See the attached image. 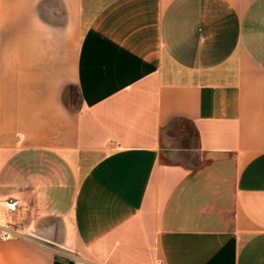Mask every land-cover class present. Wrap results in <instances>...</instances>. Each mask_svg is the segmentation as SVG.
Segmentation results:
<instances>
[{
    "label": "crops",
    "instance_id": "0c3cea01",
    "mask_svg": "<svg viewBox=\"0 0 264 264\" xmlns=\"http://www.w3.org/2000/svg\"><path fill=\"white\" fill-rule=\"evenodd\" d=\"M0 223V264H264V0H0Z\"/></svg>",
    "mask_w": 264,
    "mask_h": 264
},
{
    "label": "built area",
    "instance_id": "2783aa9c",
    "mask_svg": "<svg viewBox=\"0 0 264 264\" xmlns=\"http://www.w3.org/2000/svg\"><path fill=\"white\" fill-rule=\"evenodd\" d=\"M5 207L9 211H14L16 203L11 199H8L5 203ZM16 236V233L13 231L12 227L9 224L0 223V241H6L12 237Z\"/></svg>",
    "mask_w": 264,
    "mask_h": 264
},
{
    "label": "rangeland",
    "instance_id": "374dc122",
    "mask_svg": "<svg viewBox=\"0 0 264 264\" xmlns=\"http://www.w3.org/2000/svg\"><path fill=\"white\" fill-rule=\"evenodd\" d=\"M73 96H75L73 90H70V91L66 94V97H67L68 99H70V98L73 97ZM189 132H190V134H192V131H191L190 128H189ZM193 141H194V140H193Z\"/></svg>",
    "mask_w": 264,
    "mask_h": 264
}]
</instances>
